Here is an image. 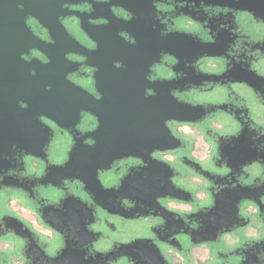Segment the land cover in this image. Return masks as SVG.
Here are the masks:
<instances>
[{
  "label": "flooded vegetation",
  "instance_id": "1",
  "mask_svg": "<svg viewBox=\"0 0 264 264\" xmlns=\"http://www.w3.org/2000/svg\"><path fill=\"white\" fill-rule=\"evenodd\" d=\"M67 1L2 12L0 264H264V0Z\"/></svg>",
  "mask_w": 264,
  "mask_h": 264
},
{
  "label": "water",
  "instance_id": "2",
  "mask_svg": "<svg viewBox=\"0 0 264 264\" xmlns=\"http://www.w3.org/2000/svg\"><path fill=\"white\" fill-rule=\"evenodd\" d=\"M68 2L67 0H0V26H2L3 20L5 25V16L2 14L3 11L10 9L13 10L17 4H20L24 7V11L20 15V26L21 28L25 27L26 29V47H38L37 43L33 41L30 43L29 40L30 32L24 24V18L33 17L38 20L42 25L50 28L47 17L43 16L42 11L48 8V4H52L57 8L58 14L53 18L54 26L60 27V24L55 22L56 17L61 16L60 7L63 3ZM9 3V8H6L5 4Z\"/></svg>",
  "mask_w": 264,
  "mask_h": 264
}]
</instances>
